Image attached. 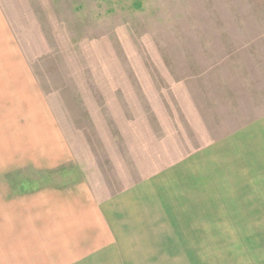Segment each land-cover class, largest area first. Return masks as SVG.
Segmentation results:
<instances>
[{
  "label": "rangeland",
  "instance_id": "obj_1",
  "mask_svg": "<svg viewBox=\"0 0 264 264\" xmlns=\"http://www.w3.org/2000/svg\"><path fill=\"white\" fill-rule=\"evenodd\" d=\"M262 116L264 0H0V164L53 147L60 165L5 173L4 194L86 180L110 195L164 173L194 264H264V207L223 164Z\"/></svg>",
  "mask_w": 264,
  "mask_h": 264
},
{
  "label": "crops",
  "instance_id": "obj_2",
  "mask_svg": "<svg viewBox=\"0 0 264 264\" xmlns=\"http://www.w3.org/2000/svg\"><path fill=\"white\" fill-rule=\"evenodd\" d=\"M235 133L223 143V160L232 163L223 164L230 165L227 174L257 211L264 207V116ZM52 148L42 153L24 148L13 163L0 164V177L55 169L60 165ZM179 166L190 172L194 153L172 168ZM160 174L110 195L86 180L13 195L0 191V264H194L184 188L169 196ZM180 177L186 186L184 173Z\"/></svg>",
  "mask_w": 264,
  "mask_h": 264
}]
</instances>
